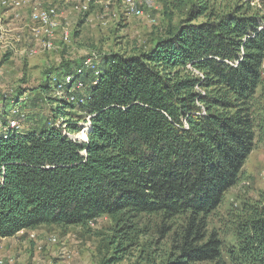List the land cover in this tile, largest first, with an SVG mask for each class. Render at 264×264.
<instances>
[{
	"label": "trees",
	"instance_id": "trees-1",
	"mask_svg": "<svg viewBox=\"0 0 264 264\" xmlns=\"http://www.w3.org/2000/svg\"><path fill=\"white\" fill-rule=\"evenodd\" d=\"M177 1L188 10L174 25L165 9L148 46L99 52L94 70L85 57L67 61L38 88L1 94L3 121L13 107L24 113L26 96L54 91L58 118L7 137L0 127V238L110 216L115 262L139 219L155 216L174 247L164 264H264V191L233 209L227 236L212 220L264 139V14L247 3ZM69 75L84 87L68 83L59 95ZM71 109L87 122L86 140Z\"/></svg>",
	"mask_w": 264,
	"mask_h": 264
},
{
	"label": "rangeland",
	"instance_id": "rangeland-1",
	"mask_svg": "<svg viewBox=\"0 0 264 264\" xmlns=\"http://www.w3.org/2000/svg\"><path fill=\"white\" fill-rule=\"evenodd\" d=\"M17 1H20L18 6ZM80 3H87L88 10L78 11L75 6ZM141 3L144 15L136 17L126 12L122 0H0V96L14 93L19 87L28 91L38 88L67 61L87 58L92 53L97 56L99 52L113 50L129 53L134 47H146L150 38L162 33L167 23L163 16L165 9L174 25L188 10L187 4L177 0H141ZM215 3L221 6L247 3L253 11L264 14V0H215ZM50 6L57 8L61 26L52 38L53 47L45 49L44 37L33 31L39 22L32 20V13ZM64 30L69 33L67 41L63 39ZM197 89L202 91L200 87ZM54 93L50 92L49 96L55 100ZM33 95L26 96L27 103L20 102L27 115L23 120L25 130L31 127L41 130L48 117L58 118L57 112H53L58 103L43 96V101L33 100ZM262 102L264 115V98ZM71 113L80 126L79 132L85 133L87 122L78 119L77 110L71 109ZM244 170L243 180L226 193L212 219L217 228L225 231L223 236L234 229L233 209L240 207L243 201L259 199L264 191V139L257 143ZM153 221L157 222V217L139 219L137 234L127 242L122 258L115 262L109 260L114 255V246L109 248L108 244L118 232L114 231L117 223L110 216H103L86 227L40 226L30 234H23L31 242L26 252L28 258L22 257L20 264H164L174 253L173 243L171 236L161 237L157 233ZM148 222L149 227L146 226ZM51 237H55L56 242H52Z\"/></svg>",
	"mask_w": 264,
	"mask_h": 264
},
{
	"label": "built area",
	"instance_id": "built-area-1",
	"mask_svg": "<svg viewBox=\"0 0 264 264\" xmlns=\"http://www.w3.org/2000/svg\"><path fill=\"white\" fill-rule=\"evenodd\" d=\"M122 3L128 14L136 16V17H142L144 15V9L142 7L141 0H122ZM15 4L17 6L20 5V1L15 2ZM75 8L78 11H86L88 10V4L80 3V5L75 6ZM57 11L58 10L55 6H50L46 9L32 13V20L39 22V24L36 27H34L33 31L35 32L36 35H41L44 37L42 39V45L45 49H51L53 47L52 38L54 37V35L56 34V32L61 26L60 24L61 22L58 19ZM68 38H69V33L67 30H64L63 39L67 41ZM96 60H97V54L92 53L91 56H88L85 59V66H87L88 68L92 70L96 69V65H95ZM188 67L191 68L190 65H188ZM81 71L82 69L79 70V72ZM68 83L72 84L73 87H75L76 89L81 90L84 87V83L82 79H76L74 76L69 75L65 77L64 83L62 84L60 83L57 85V90L59 91L58 92L59 95H61L60 90L63 89L64 86ZM75 99L76 97L74 95L70 97V100L72 101H74ZM81 101H83V99H81ZM24 119H25V114L22 113L21 108L18 106L13 107L11 111V116H9L6 121H3V119L0 117V127H3L4 129L3 131L6 132L5 137H7V131L8 133L9 131H21V129L24 127L22 124V121ZM89 119H90V116H87V120ZM84 140H86V138ZM51 241L56 242V238L51 237ZM0 264H15V263L12 257H9L7 259L4 256L0 255Z\"/></svg>",
	"mask_w": 264,
	"mask_h": 264
},
{
	"label": "crops",
	"instance_id": "crops-1",
	"mask_svg": "<svg viewBox=\"0 0 264 264\" xmlns=\"http://www.w3.org/2000/svg\"><path fill=\"white\" fill-rule=\"evenodd\" d=\"M30 231L32 232V230H23L13 237L0 238V255L7 258L12 257L15 264H20L24 256L28 258L26 252L29 249L28 245H30L31 240H26V236H23V234L26 232L30 234Z\"/></svg>",
	"mask_w": 264,
	"mask_h": 264
},
{
	"label": "bare ground",
	"instance_id": "bare-ground-1",
	"mask_svg": "<svg viewBox=\"0 0 264 264\" xmlns=\"http://www.w3.org/2000/svg\"><path fill=\"white\" fill-rule=\"evenodd\" d=\"M86 130V129H85ZM79 137L81 138V139H85L87 136H86V134L84 133V132H80L79 133Z\"/></svg>",
	"mask_w": 264,
	"mask_h": 264
}]
</instances>
